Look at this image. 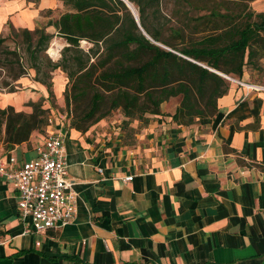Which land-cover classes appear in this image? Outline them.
<instances>
[{
  "label": "crops",
  "instance_id": "0c3cea01",
  "mask_svg": "<svg viewBox=\"0 0 264 264\" xmlns=\"http://www.w3.org/2000/svg\"><path fill=\"white\" fill-rule=\"evenodd\" d=\"M28 3L0 0V34L8 22L34 29L43 10L63 6ZM31 74L18 92L0 93V109L31 113L29 104L42 100L49 107L47 88ZM245 76L237 80L248 84ZM179 101L163 103L132 145L104 130V121L83 133L61 116L50 117L42 140L35 132L13 150L0 144V158L13 154L21 164L59 134L76 207L61 228L25 234L19 194L0 177V264H264V89L232 80L216 115L187 127L169 117Z\"/></svg>",
  "mask_w": 264,
  "mask_h": 264
},
{
  "label": "trees",
  "instance_id": "16d2710c",
  "mask_svg": "<svg viewBox=\"0 0 264 264\" xmlns=\"http://www.w3.org/2000/svg\"><path fill=\"white\" fill-rule=\"evenodd\" d=\"M59 1L67 10L57 19L34 29L8 22L9 32L0 34V77L4 75L0 93L18 92L19 80L33 70L35 82L54 99V72L60 69L67 77L63 94L68 125L79 132L88 131L115 110L121 111L125 127L132 131L129 122L147 124L148 116L161 115V105L173 98H180L169 116L176 125L187 127L212 118L218 99L232 83L228 77L240 80L248 63L264 58V12L250 8L254 0H177L188 10L205 11L195 16L194 26L185 22L189 13L183 12L177 26L169 27L179 44L162 35L169 22L162 0H127L154 42L143 34L122 0H105L91 21L82 15L85 0ZM200 24L208 32L186 41L184 32L194 34ZM55 32L66 42L58 60L47 52ZM29 106L31 113L0 109V144L8 151L29 142L35 132L46 133L49 110L40 101Z\"/></svg>",
  "mask_w": 264,
  "mask_h": 264
},
{
  "label": "built area",
  "instance_id": "2783aa9c",
  "mask_svg": "<svg viewBox=\"0 0 264 264\" xmlns=\"http://www.w3.org/2000/svg\"><path fill=\"white\" fill-rule=\"evenodd\" d=\"M228 78L247 90L264 89ZM52 123L49 118V125ZM36 154L35 159L21 164L13 154L0 158V177L12 182L19 194L20 218L27 228L25 234L57 230L71 221L76 212L72 191L75 181L68 176L62 137L50 133L45 142L36 147ZM132 178L126 177L125 181Z\"/></svg>",
  "mask_w": 264,
  "mask_h": 264
},
{
  "label": "rangeland",
  "instance_id": "374dc122",
  "mask_svg": "<svg viewBox=\"0 0 264 264\" xmlns=\"http://www.w3.org/2000/svg\"><path fill=\"white\" fill-rule=\"evenodd\" d=\"M104 3H105V0H85V7L86 8L82 12L84 20L85 21L94 20L95 14H97L98 11L102 9V6ZM29 5L34 6V3L30 2ZM249 6L252 10H254L256 12H261V11L264 12V0H257V1L254 0V1L249 3ZM161 7H162L164 13L169 17V22L167 23V25H165V28H164L162 35L164 38L168 39L172 43H178V44L180 43L179 39L174 36V33L172 34L169 27L170 26H177L176 23L180 18H182L183 12L189 13L188 14L189 18H186L185 22L187 24L193 25V26L196 25L197 19L195 18V16L205 13L204 10H199V11L188 10L186 7L180 6L177 3V0H162ZM65 10H67V9L64 6H58L56 9L47 8V9L43 10L41 12L42 16L40 17V20L38 22L39 26L45 25L50 20L57 19L59 17V14ZM174 11H177V13H173ZM204 26H205L204 24H202V25L200 24L198 31L194 34H192L190 31H185L184 32L185 40L187 41L189 38L190 39H196V38H199V37L205 35L208 31H202V29H204ZM7 27H8V32H9V26H7ZM185 29L189 30L188 27H185ZM49 30L54 31L55 28L53 26H51V27H49ZM7 33H5L3 35H6ZM156 42H158V41H156ZM158 43L162 47H164L166 49H170L168 46L164 45L163 43H161V42H158ZM65 44H66L65 40L62 37H60L59 35H57L55 32V36L52 38L47 52L49 53V55L54 60H58L60 57L61 48ZM10 46L15 47L13 42H10ZM81 46L84 48H87V44L84 42H81ZM262 51L263 50H260V53ZM31 72H34V71L31 70L30 73L25 77L32 78L31 75H33V74H31ZM244 73L246 74L245 78L247 79L248 84L250 83L253 85L264 87V58L257 57L254 59L253 64L248 63L244 67ZM58 74L62 75L61 76V77H63L62 79H64L65 82L67 83V77H66L65 73L62 72L60 69H57L54 72V79H53L54 80L55 98L50 99L48 97V99H46V101H48V105H49L48 108L44 107V105H45L44 100H42L40 102L42 103V105L45 109L49 110V113H48L49 117L61 116L64 121L69 123L70 116L68 115L69 111L67 110V107L65 104L64 94H62L61 98H59V95L56 94L55 84H56V78H57L56 75H58ZM3 79H4V75L2 74L0 77V82H2ZM19 90H20V88H19ZM60 100L62 101V105H63L62 107H60V105H59ZM176 100H177V98H176ZM71 109H73V106H71ZM148 118H149L148 122H150L152 120V118L150 116H148ZM103 121L106 123L104 125V128H105L104 130L111 132L113 137L117 136V132H118V134H120L119 138L121 139V142L123 144H126V145H132L135 142L136 136L140 133L141 129H143V127L145 125H147V124H141L137 121H131L128 124V128H131L132 131H129V129H127V127H125V123H124L126 121V118L123 116V114L119 110L113 111L108 117L101 120L100 122H103ZM102 127H103V125H102ZM115 133H116V135H115ZM42 135H45V132H42V133H39L38 135H36L37 139L42 140V138H41Z\"/></svg>",
  "mask_w": 264,
  "mask_h": 264
},
{
  "label": "water",
  "instance_id": "95a60500",
  "mask_svg": "<svg viewBox=\"0 0 264 264\" xmlns=\"http://www.w3.org/2000/svg\"><path fill=\"white\" fill-rule=\"evenodd\" d=\"M126 5L127 7L131 10L132 14L134 15L135 19H136V22L138 24V26L140 27V29L142 30L140 24H139V20H138V16H137V13L135 11V9L133 8L132 4L130 2H128L127 0H122ZM143 34L146 35L147 38H150L143 30H142ZM151 39V38H150ZM152 40V39H151ZM153 41V40H152ZM154 42V41H153ZM157 43V42H155ZM158 44V43H157ZM160 45V44H159ZM161 46V45H160ZM211 70V69H210Z\"/></svg>",
  "mask_w": 264,
  "mask_h": 264
}]
</instances>
